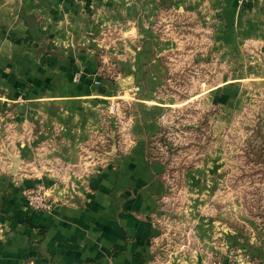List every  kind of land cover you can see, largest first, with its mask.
Segmentation results:
<instances>
[{"label":"crops","instance_id":"obj_1","mask_svg":"<svg viewBox=\"0 0 264 264\" xmlns=\"http://www.w3.org/2000/svg\"><path fill=\"white\" fill-rule=\"evenodd\" d=\"M190 38L247 47L264 106V0H0V264H264V229L217 199L219 144L187 165ZM230 74L200 94L222 115ZM38 185L49 212L28 207Z\"/></svg>","mask_w":264,"mask_h":264},{"label":"rangeland","instance_id":"obj_2","mask_svg":"<svg viewBox=\"0 0 264 264\" xmlns=\"http://www.w3.org/2000/svg\"><path fill=\"white\" fill-rule=\"evenodd\" d=\"M189 41L191 45L186 49L185 58L176 64V70H184L185 74L177 78L173 85L180 98L191 100L187 105V123L184 124L187 129V154L193 151L191 156H187V165H194L200 160L198 154H194L199 149L197 140L209 143L212 148L218 143L226 172L223 189L217 199L224 208H230L229 214L248 217L250 224L264 229V165L256 159L264 147V106L255 103L253 94L248 93L251 82L246 77L247 47L244 53L241 52L240 60L232 62L237 57L232 58L225 52L222 60L217 59L209 42L199 43L195 38ZM239 69L242 77L235 81L239 93L233 96L225 93L222 97L224 104L231 96L234 97L237 105L233 112L225 109L222 115L213 106L216 101L219 103V98L212 97L210 93L200 94L203 89L226 82V76ZM199 119L203 120L200 133L188 126Z\"/></svg>","mask_w":264,"mask_h":264},{"label":"built area","instance_id":"obj_3","mask_svg":"<svg viewBox=\"0 0 264 264\" xmlns=\"http://www.w3.org/2000/svg\"><path fill=\"white\" fill-rule=\"evenodd\" d=\"M118 110V106L115 104L110 108L112 114L118 113ZM25 196L30 210L36 212H49L53 208L54 203L47 195V189L44 185H38L34 189L29 190Z\"/></svg>","mask_w":264,"mask_h":264},{"label":"trees","instance_id":"obj_4","mask_svg":"<svg viewBox=\"0 0 264 264\" xmlns=\"http://www.w3.org/2000/svg\"><path fill=\"white\" fill-rule=\"evenodd\" d=\"M262 146H264V140H263V143H262ZM262 152L260 153L259 156H257V160L261 162H259V164H263L264 165V147L261 148Z\"/></svg>","mask_w":264,"mask_h":264}]
</instances>
